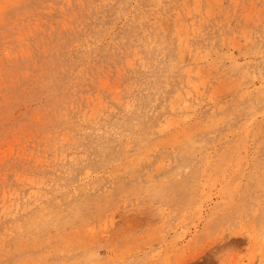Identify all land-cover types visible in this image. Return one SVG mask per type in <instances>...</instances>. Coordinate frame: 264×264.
<instances>
[{
    "label": "rangeland",
    "instance_id": "rangeland-1",
    "mask_svg": "<svg viewBox=\"0 0 264 264\" xmlns=\"http://www.w3.org/2000/svg\"><path fill=\"white\" fill-rule=\"evenodd\" d=\"M0 264H264V0H0Z\"/></svg>",
    "mask_w": 264,
    "mask_h": 264
}]
</instances>
